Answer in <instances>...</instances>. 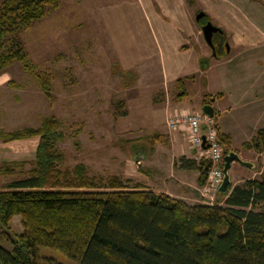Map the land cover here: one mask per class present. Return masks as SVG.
Returning <instances> with one entry per match:
<instances>
[{"label":"rangeland","instance_id":"rangeland-1","mask_svg":"<svg viewBox=\"0 0 264 264\" xmlns=\"http://www.w3.org/2000/svg\"><path fill=\"white\" fill-rule=\"evenodd\" d=\"M194 1L192 18L204 10L219 26L210 6L215 0H207V4ZM134 2L59 0L57 7H49L43 17L21 30L19 36L34 69L50 73L52 98L41 89L32 71L13 60L0 73V130L37 126L44 116L54 115L63 123V138L56 141L63 152L60 167L72 168L83 162L95 177L115 174L130 178L129 185L162 186L188 202H216L220 199L216 190L202 193L193 170L174 165L183 152L192 157L195 152L183 136L174 140V129L167 126L166 118L180 108L200 111L213 97L207 90L216 87L218 76L236 71L234 76L245 79L244 91L235 93L237 107L218 120L233 129L236 139L230 146L241 158L251 157L250 149L257 154L251 168L232 162L231 185L248 177L264 178V147L257 151L241 141L243 133L249 140L261 126L254 127L264 124V43L254 47L241 67L212 56L198 22L197 35L191 40L196 49L192 55L160 46V30L150 29L133 8ZM239 3L254 27L263 30L264 0ZM198 50L202 57L211 58L205 68L194 60ZM175 76L182 77L184 84H178ZM182 89L185 92L180 94ZM225 102L230 105L222 100ZM37 140V136L0 140V161L32 159ZM28 167L26 164L25 169ZM11 177L0 175V183ZM9 224L10 231H20V215L15 214ZM0 241L9 245L4 238ZM37 253L63 264H78L50 246L40 245Z\"/></svg>","mask_w":264,"mask_h":264},{"label":"trees","instance_id":"trees-1","mask_svg":"<svg viewBox=\"0 0 264 264\" xmlns=\"http://www.w3.org/2000/svg\"><path fill=\"white\" fill-rule=\"evenodd\" d=\"M58 4L0 2V72L13 60L21 61L50 98V73L34 69L19 32ZM208 18L205 13L197 22ZM226 40L222 28L214 33V57L224 55ZM207 64V58L200 59L201 68ZM176 82L184 84L182 77ZM62 125L49 115L37 126L0 130L3 141L38 137L32 159L0 161V175L12 176L0 183V240L9 242L6 247L0 241V264H63L39 257L40 245L56 248L78 264H264V178L230 183L216 202H188L140 182L129 185L130 178L95 177L83 162L60 167L63 152L56 141L63 138ZM217 134L225 153L231 149L229 134L218 128ZM243 144L262 150L264 126ZM174 165L197 170V184L205 182L208 159L182 154ZM15 214L22 226L17 232L9 229Z\"/></svg>","mask_w":264,"mask_h":264},{"label":"crops","instance_id":"crops-1","mask_svg":"<svg viewBox=\"0 0 264 264\" xmlns=\"http://www.w3.org/2000/svg\"><path fill=\"white\" fill-rule=\"evenodd\" d=\"M202 1L205 2L204 4H207L206 2H208L207 0ZM243 1L249 3L250 0ZM194 2V0H135L133 8H135L137 11L139 10L150 29H152L153 27L154 29L156 28L160 30L161 41L158 42L160 46H171L173 47V49H177L181 52L193 54L195 47H193L191 40L194 36L197 35L195 29L197 19L192 18ZM210 6L213 12H215L216 14L215 16L216 20L218 21L219 27L222 28L225 32V36L227 39L226 42L229 43L228 49L226 48V52L220 58L218 57V60L220 59L221 61H223V63H227L230 65L234 63L240 65L241 67L243 65V61H245L244 59L246 58V56H248L252 52V50H255L254 47H257L258 45L264 43V29L258 30L254 27L252 18L247 12L244 11V5H240L239 0H215V3H211ZM199 51L200 50L195 51L196 55L194 56V60H199L200 67V59L203 57L202 55H200ZM205 54L206 53L204 52V55ZM144 59L145 58L143 57L142 60ZM210 59L208 60L207 66L209 65ZM235 73L236 71H230L223 73L221 76H218V80H216L217 84L215 85L216 87L207 90V92L211 93V95L213 96V100H211L210 102L214 107L213 116L217 124V128L219 129V131L229 134L230 145L232 144V146L234 144L233 141L236 139L234 137V131L225 121L221 120L219 122L218 118L223 113H227V110L233 108V106L237 107L238 101L236 100L237 98L235 93L238 92V90L241 91V89L244 91V86L242 87V85L245 79L234 76ZM6 79L7 78H4V80L2 81H5ZM222 100H227L228 102H230V105L226 106V102L222 104ZM244 103L245 102L242 101V104ZM260 126L263 127L264 124H260L254 127V130ZM171 134L173 135V138L176 142L181 136H183L188 141V139L179 129L172 130ZM254 134L255 133H253L252 135ZM248 136V134L243 133L241 141L247 140ZM181 146H183V144H181ZM189 148H191L190 145ZM250 151H252V158L245 157V159L252 161L257 152H255L253 149H250ZM183 154L186 156H193L190 154H186L185 152H183ZM232 162L230 169H232ZM246 167L249 168L248 166ZM180 169L193 170L195 176H197V170L193 168L180 167ZM180 173L181 172H179V175L182 176V174ZM196 185L197 188L200 187V185H198L197 183ZM150 188L166 191L172 196L179 197L169 190L164 189L162 186Z\"/></svg>","mask_w":264,"mask_h":264},{"label":"built area","instance_id":"built-area-1","mask_svg":"<svg viewBox=\"0 0 264 264\" xmlns=\"http://www.w3.org/2000/svg\"><path fill=\"white\" fill-rule=\"evenodd\" d=\"M166 124L171 129H179L188 139L196 158L209 160L206 180L200 186L203 191H215L223 176L224 148L217 134L213 115H207L201 110L180 108L171 112L166 118ZM204 134V138H203Z\"/></svg>","mask_w":264,"mask_h":264},{"label":"water","instance_id":"water-1","mask_svg":"<svg viewBox=\"0 0 264 264\" xmlns=\"http://www.w3.org/2000/svg\"><path fill=\"white\" fill-rule=\"evenodd\" d=\"M205 11L204 10H199L195 18L199 19L202 16H204ZM201 31L203 34V37L206 41V43L210 46L211 48V54L212 56H215V44L213 41V35L216 32H221V28L214 24L211 20L207 19L204 23L201 24ZM225 45L227 46L226 48L228 49V43L225 42ZM207 58V57H204ZM209 60V58H207ZM213 100V97H210V101ZM205 102L201 105V111L207 115L212 116L214 114V107L211 104V102ZM204 138V134H203ZM135 159H139L138 155L134 156ZM238 161L240 164L248 166V167H253L254 163L250 160H246L240 157L239 153L234 150V149H229L227 150L224 155H223V176L222 180L220 181L218 187L216 188V193H225L229 189V184L231 183V177H230V167H231V162L232 161Z\"/></svg>","mask_w":264,"mask_h":264}]
</instances>
